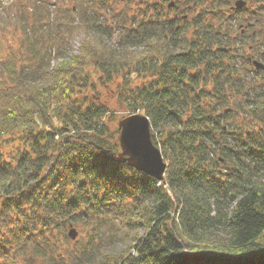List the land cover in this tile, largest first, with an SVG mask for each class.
<instances>
[{
	"label": "trees",
	"instance_id": "16d2710c",
	"mask_svg": "<svg viewBox=\"0 0 264 264\" xmlns=\"http://www.w3.org/2000/svg\"><path fill=\"white\" fill-rule=\"evenodd\" d=\"M75 1L58 20L39 8L20 21L5 56L0 22V143L19 140L0 149V264H264V84L248 81L264 69L244 54L264 45V14L260 30L240 23L264 0H190V21L166 0H113L132 4L113 16L111 0ZM32 3L44 4L22 1L21 17ZM116 77L129 92L119 103L149 118L163 183L116 157L110 109L90 90ZM116 221L145 229L134 253L102 251ZM71 226L89 227L87 240H71Z\"/></svg>",
	"mask_w": 264,
	"mask_h": 264
},
{
	"label": "rangeland",
	"instance_id": "374dc122",
	"mask_svg": "<svg viewBox=\"0 0 264 264\" xmlns=\"http://www.w3.org/2000/svg\"><path fill=\"white\" fill-rule=\"evenodd\" d=\"M24 0H0V22L4 23L5 20H8L9 22V30L6 33V41H3V55L5 56L7 53L10 52V47H11V51L16 50V48H18V42H19V38H21V29L19 27V22L22 21L23 19H26L27 22H32V18H33V13H35V11L44 8L43 14L44 15V19L47 21L48 19L52 22L51 17H55V19H60L63 14H64V7L67 5L64 0H43V7H42V3L40 4H29L30 7L28 9V13L25 12V17H21L20 12H19V5L21 4V2ZM139 0H136V2H138ZM174 1L175 3V7H172V9L168 10L166 9L167 13L169 14V16H173V17H179V18H183L186 19V21H190L192 19V14L189 12V10L187 9L188 6V2H190V0H166L165 7L168 6V4ZM262 1V0H261ZM76 3V1L74 0V4L69 3L70 7L74 6ZM110 5L111 8L108 10V12H106V14H110V16H113L114 13L119 10V9H125L127 12H129V10L132 8V4H129L128 6H126L125 3H118L115 2L113 0L110 1ZM252 5V9L251 10H246L243 12V17L244 16H248L252 26L250 27V31L257 29L260 30V28L262 27H255L256 25L253 26V23L255 24L254 20L256 18V16L258 14H264V11L262 10H255L256 7L259 8L260 4H258V2H255L254 5ZM264 10V9H263ZM40 16V15H39ZM109 16V15H108ZM63 18V17H62ZM108 21H111L112 18L109 17V19H107ZM240 20V19H239ZM244 20H240V23L242 24V26L245 27L246 22H243ZM262 23L264 22V18L263 20H261ZM52 31V30H51ZM113 36L108 38V43L109 45H111L112 47H116L117 46V38L121 37V33L119 34V32H117L116 29H113ZM54 32V31H52ZM72 41H71V54H77L81 51V45L84 39V36L81 32H75L72 37H71ZM264 51V45H260L258 53L255 50H245V55H250V54H254L255 56H258L259 59L262 60V62H264V57L262 55ZM51 53L53 54V50L51 51ZM257 53V54H256ZM70 54V55H71ZM54 62L56 63L57 61L54 60ZM248 66H246L247 68ZM239 73H242V76L246 73V70L244 69V67L239 68ZM91 79H95V76H93V74H90ZM122 77L118 78L116 77V79L111 82V83H100L95 82V88L93 87L92 89L90 88V90H92L94 96L97 97L98 102L102 101L104 103H106V105L109 107L110 111L106 114V122H107V126L109 127V131L110 133L113 134V138H109V140H111L113 143H117L119 145V133H120V129H119V121L124 117L129 115L128 112V101H124V102H120L118 101V95L117 92H123V95H126L125 97H129L127 94H129L128 91L122 90L124 87V83H122L120 80ZM93 81V80H92ZM248 81L253 82L255 84V87L257 85H262L264 84V72L263 73H258L256 74V76H250V78H248ZM134 83L135 80H134ZM140 84V83H139ZM260 88V87H257ZM234 117L231 114L229 116V120L228 121H233ZM117 130H119L118 132H116ZM74 132V131H73ZM19 144V140L16 137L14 141H10L8 143H4L1 144L0 143V149L3 153H6L7 155H10V153L12 154L11 151H13L15 149V147ZM119 149H120V145H119ZM121 150V149H120ZM166 162V161H165ZM124 222H117L115 223H110L109 227L107 228V237L105 238V242L103 243V252L105 251H113V252H120V250H123L125 248H128L129 245L131 244V239L133 237L134 234L141 236L144 234L145 229L144 228H140V229H131V230H125L124 227ZM78 230V240H87L89 234H87L88 231H84V230H89V227H84V230L81 229L79 226L75 227ZM170 228H172L171 224H170ZM69 231V228L67 230V232ZM172 231L175 233V231L172 229ZM71 239V238H70ZM179 239V238H178ZM72 240V239H71ZM180 240V239H179ZM135 242V240L133 241ZM129 252L134 253V248H132V246L129 247Z\"/></svg>",
	"mask_w": 264,
	"mask_h": 264
},
{
	"label": "water",
	"instance_id": "95a60500",
	"mask_svg": "<svg viewBox=\"0 0 264 264\" xmlns=\"http://www.w3.org/2000/svg\"><path fill=\"white\" fill-rule=\"evenodd\" d=\"M174 1L168 4L172 8ZM246 5L244 0H236L234 6L241 8ZM257 69H264V64L258 60L253 61ZM120 151L116 157L120 162H127L128 165L152 176L157 180H164L167 163L162 152L156 146L151 136V124L148 116L143 113L135 112L124 116L118 123ZM68 236L75 240L78 230L71 226Z\"/></svg>",
	"mask_w": 264,
	"mask_h": 264
},
{
	"label": "flooded vegetation",
	"instance_id": "af4514ba",
	"mask_svg": "<svg viewBox=\"0 0 264 264\" xmlns=\"http://www.w3.org/2000/svg\"><path fill=\"white\" fill-rule=\"evenodd\" d=\"M250 27H251V22H248V24H245V27L242 26V24H241L242 33L249 32ZM253 34H255V31H253ZM263 55H264V51H263Z\"/></svg>",
	"mask_w": 264,
	"mask_h": 264
}]
</instances>
